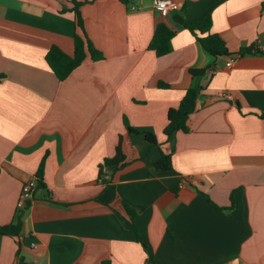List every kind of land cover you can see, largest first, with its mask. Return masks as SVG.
Wrapping results in <instances>:
<instances>
[{"label":"crops","instance_id":"1","mask_svg":"<svg viewBox=\"0 0 264 264\" xmlns=\"http://www.w3.org/2000/svg\"><path fill=\"white\" fill-rule=\"evenodd\" d=\"M173 1L167 16L152 0L81 4L103 58L58 80L45 55L73 53V2L0 0V225L14 222L45 157L18 235L0 234V264H264V0ZM207 13L230 55H211L184 27ZM161 21L176 33L157 56L148 44ZM247 46L258 51L237 54ZM195 86L188 130L170 145L167 111ZM124 117L159 145L129 134ZM119 139L126 163L100 177ZM162 153L173 171L153 167Z\"/></svg>","mask_w":264,"mask_h":264},{"label":"trees","instance_id":"2","mask_svg":"<svg viewBox=\"0 0 264 264\" xmlns=\"http://www.w3.org/2000/svg\"><path fill=\"white\" fill-rule=\"evenodd\" d=\"M73 2V11L76 17V24L78 27V32L74 34V50L71 55L65 53L61 48L56 45H52L45 55V60L50 69L53 71L58 80L65 79L77 66H79L89 55L92 60H98L103 58V54L96 49L91 41L87 38L84 32L83 20L81 18V13L79 6L89 0H70ZM125 4L130 3L132 0H119ZM184 27L188 29L195 37L196 41L211 55L213 56H223L230 55L228 48L226 47L225 41L217 34L212 32V19L210 13H207L200 18L185 22ZM176 31L167 25L165 22L161 21L156 23L152 38L148 44V48L153 50L157 56H162L169 53L172 50V39ZM254 50L252 47H242L239 49L237 54L244 55L246 53H252ZM203 69H192L191 74L193 76H199L204 74ZM3 74L0 73V79ZM166 86V84H160ZM201 87H189L185 90L183 97L180 99L176 107H171L167 111V123L163 129V133L166 136V141L170 145L174 142L175 134L178 131L186 132L188 130L187 120L190 115L195 110L196 100L200 93ZM124 126L129 134L140 133L143 134L144 138L158 146L155 134L149 131H139L133 128L128 120L124 117ZM45 157H43L38 165L35 178H36V188L44 187L43 182V169H44ZM126 163V156L121 147V141L119 139L118 144L115 147V152L112 157L105 158L103 162L99 165V174L101 177L103 169H110V171L120 168ZM153 167L158 170L163 171H173L171 163V153H162L161 157L152 163ZM176 190V187H173ZM29 202L24 208L20 209L14 222L7 225H0V234L2 235H18L21 224H22V212L28 206ZM232 206H235V202L232 200ZM124 209L128 216V221L133 227L137 235V241H139L144 250L149 254L147 245L141 240L138 230L134 224V218L136 216L135 210H133L128 204H124ZM223 209V208H220ZM148 261H151V256L148 255ZM107 264V263H102Z\"/></svg>","mask_w":264,"mask_h":264},{"label":"built area","instance_id":"3","mask_svg":"<svg viewBox=\"0 0 264 264\" xmlns=\"http://www.w3.org/2000/svg\"><path fill=\"white\" fill-rule=\"evenodd\" d=\"M152 5L155 10H157L162 16L169 15L172 11L178 9V5L173 0H152ZM134 9V7H132ZM231 58H228V60L225 62V65L229 67L231 65ZM220 96L226 100H231V95L223 91L220 93ZM185 181L182 180L181 185L184 184ZM36 189V178H31L30 180L26 181L21 188L20 196L18 199L17 206L19 209H22L25 207L27 202H29L34 194V190ZM34 245V243H32Z\"/></svg>","mask_w":264,"mask_h":264}]
</instances>
